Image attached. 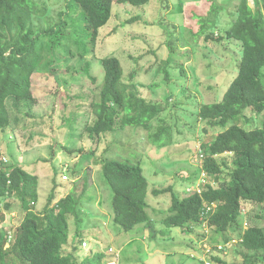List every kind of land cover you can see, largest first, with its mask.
<instances>
[{
    "label": "trees",
    "instance_id": "obj_1",
    "mask_svg": "<svg viewBox=\"0 0 264 264\" xmlns=\"http://www.w3.org/2000/svg\"><path fill=\"white\" fill-rule=\"evenodd\" d=\"M64 2L65 8L58 12L57 21L51 22L46 16L50 8L46 0L40 3L37 0H0V132L10 126L12 117L17 118L22 113L32 116L37 99L31 89V74L42 63L44 49L38 44L41 37H47L48 46L58 53L62 50H57L58 46L70 43L61 51L63 54L60 53L69 60L67 58L75 53L95 48L98 31L111 18L114 3L144 6L150 0ZM211 4V14L229 12L227 5L216 4L215 1ZM232 9L230 17L233 16V20L229 26L227 24L216 36L212 32L205 35L206 40L235 43L238 46V59L236 57L233 65L237 67V72L218 101L198 103L196 121L199 119L206 126L214 130L218 127L219 130L209 142L202 141L197 149L194 148L195 151L191 150L201 163L194 176L189 175L182 180L187 188L193 185L190 190L181 195L175 190V185L181 184L178 181L158 188L153 183L149 198L168 195L171 202L157 222L147 212L150 207L146 200L148 182L139 161L131 163L117 159L114 153L106 156L104 152L99 163L95 164L100 166L102 176L112 191L111 206L116 233L137 228L145 242H156L158 237L169 233L165 229L180 228L190 232L204 225L213 233V241L218 244L219 237H223V242L229 240L228 230L237 226L239 217L246 213L243 204L264 206V120L257 125L254 119L264 111V0H253V6L249 0H237ZM45 17L44 25H37L36 19ZM134 19L124 22L121 27L132 24ZM201 23L200 33H203L214 21L208 18L206 21L202 19ZM167 41L173 55L177 40L174 42L168 37ZM171 61L173 57L169 55L158 65L157 73L162 75L163 85L171 83ZM100 63L103 77L96 93L84 96L89 99V112L93 119L84 125L83 132L95 143L91 152L84 155L86 158L91 156L97 160L102 134L115 133L126 127L146 130L150 142L157 147L175 145L181 141L174 139L175 134H181V130L176 109L178 103L173 101L171 93L166 90V97L158 101L145 98L138 84L123 81V67L116 56H105ZM90 67L91 63L85 62L81 71L95 82ZM179 73L186 74L183 66ZM159 88L157 82L147 87L152 91ZM174 92L184 97L187 88L177 83ZM191 100H195L192 94L184 99L186 103ZM163 113L166 116L161 117ZM154 120L159 121L157 126ZM253 124L255 126L251 127ZM3 161L0 152V202H4L6 210H11L14 205L12 201H16L22 218L13 231L0 226V264H101L107 258L105 252L80 255L78 245L86 248L87 243L86 238L79 236V230L73 235L75 242L74 239L73 243L69 241L70 219L80 226L84 220L80 215L81 203L91 201L88 196H94L88 190L86 177L78 196L67 194L53 203L57 187L54 182V189L42 212L37 213L33 208L38 201V175L29 172L24 165H6ZM56 172L57 169L54 170ZM197 179L201 180L198 184ZM4 216L0 215V225ZM157 224L164 229L158 228ZM66 246L70 250L64 252ZM240 247V263H229L219 255L222 253L216 255V248L209 252L203 248L198 256L194 254L192 257L200 264L262 263L264 226L246 227L240 238ZM112 251L109 248L106 252ZM111 263L118 264L116 254L109 255L106 264Z\"/></svg>",
    "mask_w": 264,
    "mask_h": 264
},
{
    "label": "rangeland",
    "instance_id": "obj_2",
    "mask_svg": "<svg viewBox=\"0 0 264 264\" xmlns=\"http://www.w3.org/2000/svg\"><path fill=\"white\" fill-rule=\"evenodd\" d=\"M212 1L227 5L229 12L211 14ZM212 1L150 0L144 6L114 3L111 18L98 31L95 48L75 53L67 58L69 60L61 52L70 46L69 42L56 48H62L59 50L60 54L48 46L47 37L39 40L38 44L44 49V55L41 65L31 74V89L37 99L32 108L33 117L24 113L17 118L12 117L10 126L0 132V152L4 164L24 165L29 172L38 175V201L33 208L37 213L42 212L54 189V182L57 187L53 203L67 194L78 196L83 180L87 178L88 190L94 196H88L91 201L81 203L80 215L84 218L81 225H75L71 218L69 227L70 242L73 243V235L77 230L80 231V237L86 238L85 242L89 247L81 248L78 245L80 255L105 252L107 258L101 264H106L109 255L114 254L118 257V264H200L192 256H198L203 248L206 252L216 248V255L222 253L219 255L229 263H240L242 256L238 250H242L240 238L243 231L253 225L264 226V206L243 204L246 213L239 217L237 226L228 230V241L223 242V237L218 238V248V244L213 241V233L204 225L193 228L190 232L180 228L165 229L169 233L158 237L156 242H145L137 228L116 233L111 206L112 191L102 176L100 166L95 165L104 152L106 156L114 153L117 159L131 163L139 161L148 182L146 200L150 207L147 212L157 222L171 202L168 195L149 198L153 183L158 188L178 181L181 184L175 185V190L181 195L186 194L193 186L185 187L182 180L186 176H194L201 163L194 148L197 149L202 141L209 142L219 130L218 127L214 130L206 126L199 119L196 121L198 103L218 101L237 72V67L233 65L238 59V46L235 43L225 44L224 41L218 43L205 39L206 34L212 32L216 36L227 24H231L233 16L230 17V14L237 0ZM46 2L50 7L46 16L51 22L57 21L58 12L65 8L64 0ZM249 2L253 6V0ZM133 18L132 24L121 27V24ZM208 18L214 23H210L209 29L200 33L202 19L206 21ZM44 19L46 17L36 19L37 25H44ZM168 37L174 42L177 40L173 55L170 54ZM110 55L119 59L123 67V81L138 84L145 98L158 101L166 97V90L172 94L173 101L178 103L176 109L180 118L178 127L181 130V134H175L174 139L181 141L175 145L157 147L150 142L146 130L126 127L121 131H114L115 133L102 134L97 160L84 156L95 147L92 139L83 132L84 125L93 119L89 112V99L84 96L96 93L103 77L100 59ZM169 55L173 57V77L169 85H163L162 75L157 73V68ZM85 62L91 63L90 74L96 78L95 82L81 71ZM181 66L186 71L184 75L179 73ZM175 81L187 88L184 97L174 92L177 87ZM153 82L159 83L161 88L156 91L148 90L147 87ZM189 94L195 96V100L186 103L184 99ZM164 116L166 113L161 115ZM254 119L260 125L264 120V111ZM153 123L157 126L159 121L154 120ZM65 148L73 152L70 153ZM56 169L57 172L54 173ZM200 181L197 179V184ZM12 202L14 205L11 210H6L4 202H0V215L5 214L0 226L11 231L19 225L22 218L19 205L16 201ZM156 226L162 227L161 224ZM109 248L113 250L112 253L106 252ZM63 250L66 252L70 248L66 246Z\"/></svg>",
    "mask_w": 264,
    "mask_h": 264
},
{
    "label": "built area",
    "instance_id": "obj_3",
    "mask_svg": "<svg viewBox=\"0 0 264 264\" xmlns=\"http://www.w3.org/2000/svg\"><path fill=\"white\" fill-rule=\"evenodd\" d=\"M207 263V262H206ZM207 264H210L209 262Z\"/></svg>",
    "mask_w": 264,
    "mask_h": 264
},
{
    "label": "clouds",
    "instance_id": "obj_4",
    "mask_svg": "<svg viewBox=\"0 0 264 264\" xmlns=\"http://www.w3.org/2000/svg\"><path fill=\"white\" fill-rule=\"evenodd\" d=\"M113 264V263H112Z\"/></svg>",
    "mask_w": 264,
    "mask_h": 264
}]
</instances>
